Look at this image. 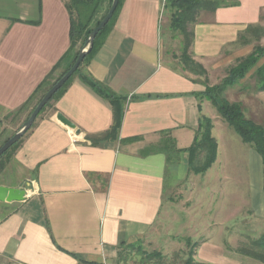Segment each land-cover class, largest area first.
<instances>
[{
	"label": "crops",
	"instance_id": "1",
	"mask_svg": "<svg viewBox=\"0 0 264 264\" xmlns=\"http://www.w3.org/2000/svg\"><path fill=\"white\" fill-rule=\"evenodd\" d=\"M234 1L239 5L201 13L193 27V60L220 65L229 47L260 22L264 0ZM164 6L165 0H124L103 46L85 66L86 74L126 98L116 141L102 140L115 122L113 106L75 76L19 142L0 186L28 196L0 202V264H116L126 246L151 231L163 207L167 157L144 152L167 137L185 151L203 117L214 126L218 119L211 103L197 96L206 89L204 79L173 68L163 53ZM70 23L65 0H0V140L22 127L54 85L31 100L68 52ZM57 71L61 75L64 67ZM133 138L139 140L127 142ZM252 154L249 208L264 220V165ZM179 158L189 167L188 152ZM218 162L219 154L214 166ZM195 259L246 264L216 240L201 244Z\"/></svg>",
	"mask_w": 264,
	"mask_h": 264
},
{
	"label": "rangeland",
	"instance_id": "2",
	"mask_svg": "<svg viewBox=\"0 0 264 264\" xmlns=\"http://www.w3.org/2000/svg\"><path fill=\"white\" fill-rule=\"evenodd\" d=\"M108 7L110 1L106 0L98 18L102 17ZM163 17L161 36L166 59L173 68L200 77L199 70L189 64L185 66L183 55L186 41L181 32L170 29V12L164 10ZM192 29L193 26L190 27ZM243 36L229 47L226 51L228 57L215 67L210 63L204 66L193 60L190 49L188 55L203 66L206 74L202 78L207 80L208 85L212 87L221 84L240 59L251 55L258 47H264V12L260 22L249 27ZM263 65L264 58L245 80L225 93L228 101L241 104L246 117L262 127L264 91H258L254 72ZM82 70H85V65ZM59 76L60 72L57 71L52 78L57 79ZM35 100L24 111L29 110ZM217 118L216 127L215 121L211 120L214 130L212 135H215V140L220 145L219 164L201 175L191 173L185 160L172 166L164 183L163 207L157 221L135 248L122 251L116 264H186L191 256L196 261L195 255L199 246L212 240L220 242L228 256L242 263H260L256 257L264 252L253 243L264 234V220L255 219L252 209L249 208L252 193L248 185L252 153L256 152L250 145L243 143L227 123L220 122L223 119L218 113ZM8 138L2 137L0 146L10 139ZM19 142L1 159L0 170L8 164ZM199 161H203V156L199 157ZM229 211L234 214L233 217H225V213Z\"/></svg>",
	"mask_w": 264,
	"mask_h": 264
},
{
	"label": "trees",
	"instance_id": "3",
	"mask_svg": "<svg viewBox=\"0 0 264 264\" xmlns=\"http://www.w3.org/2000/svg\"><path fill=\"white\" fill-rule=\"evenodd\" d=\"M67 2V9L70 14V48L68 52L62 57L59 63L55 66L53 72L46 77L47 79L40 85L35 92V95L31 97V100L42 91L45 87L52 86L58 81L74 64L79 52L83 49L88 41V38L95 27L104 19L109 9L104 12L101 18H98L102 11V7L106 0H65ZM112 5L113 0H109ZM124 4V0H120L118 8L108 23V25L98 33L94 46L90 53L86 56L85 60L74 74L71 79L64 85V87L54 95L51 101L45 105L46 107L41 111L43 113L50 103L60 97L67 89L73 78L79 76L80 80L87 85L91 90L98 94L103 99L110 102L114 108L115 122L109 132L102 140L109 141L118 138L119 130L121 129L122 122L125 115L124 102L125 97L115 94L110 88L104 84L96 81L94 78L86 74L82 70L83 65H88L93 57L103 46L108 34L114 26L117 16ZM239 3L234 0H166L164 9L168 10L171 14L170 29L174 32H181L184 36L186 45L184 50V62L192 65L195 70H199L198 74L202 78L206 71L203 66L194 62L188 55L193 45L194 31L190 30L191 26H195L198 21V17L202 12L215 11L223 7H235ZM249 30V29H248ZM247 30V31H248ZM244 36L241 35L242 39ZM78 46L80 48L78 49ZM264 58V47H258L251 55L244 57L238 61V64L233 67L225 80L216 86H209L207 80L202 81L205 84L206 89L204 92L199 93L197 96L201 100L211 102L218 115L227 123L233 131L240 137L243 143L250 145L255 152L259 154L264 165V127L256 124L254 121L248 119L245 115L243 106L239 103H231L225 98V93L228 89L237 86L240 82L246 79V77L253 71L260 60ZM66 65V66H65ZM64 67V72L57 78L53 79V74L59 69ZM192 71V70H191ZM254 78L256 79L258 91H264V65L259 67L254 72ZM30 100V101H31ZM40 113V114H41ZM213 122L210 118L203 117L200 121L199 130L193 145L183 151L176 147L174 140L171 137L163 139V141L157 146H153L144 152V155L150 154H164L167 157V174L170 168L180 161V154L182 152H188L189 155V171L195 175L205 174L217 161L218 157V142L212 135ZM139 140L133 138L127 140V142H134ZM8 141V140H7ZM6 141V142H7ZM21 141V140H20ZM18 143L9 148L7 152L0 158L1 159L11 151ZM203 156V161H199V157ZM4 167L0 170L3 171ZM263 236L254 241V246L264 252V234ZM139 244V243H138ZM137 244L126 246L127 249L135 248ZM141 250V249H140ZM260 263L264 264V253L259 257H256ZM186 264H202L197 263L191 256Z\"/></svg>",
	"mask_w": 264,
	"mask_h": 264
},
{
	"label": "water",
	"instance_id": "4",
	"mask_svg": "<svg viewBox=\"0 0 264 264\" xmlns=\"http://www.w3.org/2000/svg\"><path fill=\"white\" fill-rule=\"evenodd\" d=\"M119 2L120 0H113L108 13L104 17V19L98 24V26L93 29L85 47L79 52V55L76 61L73 62L74 64L72 65V67L58 81H56L48 91H46V93L38 102V104L35 105L36 107L32 111L27 121H25V123L19 129V131L14 134V136L10 138L4 145L0 147V158L5 154V152L10 150L9 148L18 143L31 130L41 111L46 107L45 105H47L54 97V95L58 92V90L62 89L64 85L71 79V77L74 76V74L77 72V70L85 60L86 56L92 50L98 33H100L113 18L118 8ZM59 119L65 126L73 130V132L80 134V130L77 129V126L69 119H67L63 115H60ZM27 196L28 192L26 190L0 186V202H7V204L13 202H23L26 200Z\"/></svg>",
	"mask_w": 264,
	"mask_h": 264
}]
</instances>
